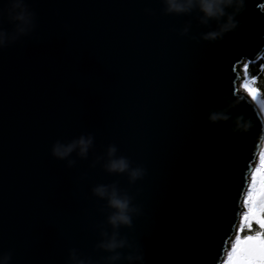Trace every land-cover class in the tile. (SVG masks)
Masks as SVG:
<instances>
[{
	"label": "water",
	"instance_id": "1",
	"mask_svg": "<svg viewBox=\"0 0 264 264\" xmlns=\"http://www.w3.org/2000/svg\"><path fill=\"white\" fill-rule=\"evenodd\" d=\"M25 2L35 27L0 47V253L8 264H68L70 249L106 264L109 253L95 245L101 228L112 231L111 209L92 193L96 184H115L140 209L116 231L140 248L143 264H220L221 240L237 226L234 202L264 144V114L241 99L228 120L207 115L240 95V64L264 53V0H243L235 29L214 40L200 37L214 21L199 23L195 9L165 13L161 0ZM0 28L11 30L3 15ZM237 115L247 130H231ZM89 133L84 157L51 154L54 141ZM109 144L143 175L130 182L106 171ZM117 251L114 264H128L131 249Z\"/></svg>",
	"mask_w": 264,
	"mask_h": 264
},
{
	"label": "clouds",
	"instance_id": "2",
	"mask_svg": "<svg viewBox=\"0 0 264 264\" xmlns=\"http://www.w3.org/2000/svg\"><path fill=\"white\" fill-rule=\"evenodd\" d=\"M162 10L165 13H189L193 9L198 11L200 15L197 17L199 23L208 25V22L214 21L215 26L209 27L207 31L200 33L201 39L214 40L221 38L226 32L235 29L237 20L235 16L239 13L243 6V0H161ZM0 15L11 24V30L6 31L0 28V47L6 43L12 42L21 36L29 34L35 27L36 21L34 13L30 9L25 0H6L5 5L0 8ZM181 34L188 32V25L185 24L180 29ZM255 75L251 78H245L240 82L235 99L228 101L226 106L219 110H210L207 119L210 122L228 120L230 113L228 109L238 103L241 99H245L249 103H255L261 110H264V97H258V89L253 86L256 81ZM249 122L242 116L237 115L232 118V131L247 130ZM92 145V135L81 134L70 141L63 143L59 140L54 141L50 151L53 156L63 159L69 153L75 151L80 157H84L90 146ZM115 145L109 144L106 147L105 155L107 159L103 163V167L108 172L126 173L128 180L134 181L141 177L144 169L140 166H130L129 160L124 156H116ZM264 153V150L260 152ZM68 165L73 163L72 160L67 161ZM92 193L103 199L111 211L106 216V222L111 226L112 231L106 232L101 228V239L97 241L95 247L103 249L109 255L103 257L106 264H114L119 260L121 253L117 249L130 248L131 251L124 254V259L128 264L133 261L143 264V253L138 246L129 244V242L118 234L116 229L121 225H130L132 214L139 213L140 209L130 204L131 197L123 190L116 187L115 184H96L91 189ZM247 191V189H245ZM243 201H241L240 214H243ZM237 226L240 224V217L237 218ZM260 230V229H259ZM9 253H0V264H8ZM68 264H96V261L78 256L74 249L69 250Z\"/></svg>",
	"mask_w": 264,
	"mask_h": 264
},
{
	"label": "snow or ice",
	"instance_id": "3",
	"mask_svg": "<svg viewBox=\"0 0 264 264\" xmlns=\"http://www.w3.org/2000/svg\"><path fill=\"white\" fill-rule=\"evenodd\" d=\"M243 183L247 191L234 206L240 208L243 201L245 211L239 213L240 224L234 228V236L221 240L224 247L218 248L216 253L220 264H264V153ZM254 226L260 230L253 232ZM225 250L226 255L222 254Z\"/></svg>",
	"mask_w": 264,
	"mask_h": 264
},
{
	"label": "trees",
	"instance_id": "4",
	"mask_svg": "<svg viewBox=\"0 0 264 264\" xmlns=\"http://www.w3.org/2000/svg\"><path fill=\"white\" fill-rule=\"evenodd\" d=\"M246 68V75L257 77L253 86L258 89V97H264V53L257 60L248 62Z\"/></svg>",
	"mask_w": 264,
	"mask_h": 264
},
{
	"label": "rangeland",
	"instance_id": "5",
	"mask_svg": "<svg viewBox=\"0 0 264 264\" xmlns=\"http://www.w3.org/2000/svg\"><path fill=\"white\" fill-rule=\"evenodd\" d=\"M248 62H250V61H245V62H244L245 64L243 63V64L241 65V69L243 68L242 70H244V72H245V76L243 75L242 78L239 80V82H238V88H239V85H240V82H241V81H243L245 78H249V79H250V77H251V76H249L248 74L246 75V71L248 70V69L246 68ZM244 66H245V69H244ZM246 69H247V70H246ZM247 73H248V71H247ZM261 111H262V113L264 114V110H261ZM263 145H264V144H263ZM259 156H260V155H259ZM252 231H253V232H255V231H259V228H257V227L254 226ZM245 234H250V233H247V232H246Z\"/></svg>",
	"mask_w": 264,
	"mask_h": 264
},
{
	"label": "bare ground",
	"instance_id": "6",
	"mask_svg": "<svg viewBox=\"0 0 264 264\" xmlns=\"http://www.w3.org/2000/svg\"><path fill=\"white\" fill-rule=\"evenodd\" d=\"M259 58H260V57H259ZM245 61H248V60H245ZM243 63H244V62H242V63L240 64V66H239V71L242 72V73L244 72V70H242L243 68L241 69V65H242ZM244 64H245V63H244ZM242 76H243V75H242ZM258 159H259V156H258V154H257V155H256V158H255L254 166H255L256 163L258 162ZM233 236H234V235H233ZM225 255H226V253H225Z\"/></svg>",
	"mask_w": 264,
	"mask_h": 264
},
{
	"label": "built area",
	"instance_id": "7",
	"mask_svg": "<svg viewBox=\"0 0 264 264\" xmlns=\"http://www.w3.org/2000/svg\"><path fill=\"white\" fill-rule=\"evenodd\" d=\"M244 69H245V66H244ZM241 74L245 76V72H243V73L241 72ZM262 150H264V145L262 146V148H261L260 151L258 152V156L260 155V152H261ZM254 163H255V161H254ZM253 167H255V166L253 165Z\"/></svg>",
	"mask_w": 264,
	"mask_h": 264
}]
</instances>
